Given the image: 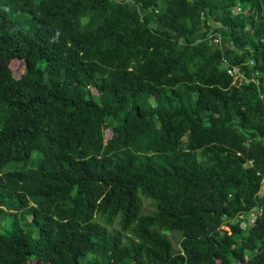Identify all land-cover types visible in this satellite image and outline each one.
<instances>
[{
	"label": "trees",
	"instance_id": "trees-1",
	"mask_svg": "<svg viewBox=\"0 0 264 264\" xmlns=\"http://www.w3.org/2000/svg\"><path fill=\"white\" fill-rule=\"evenodd\" d=\"M263 185L264 0H0V264H264Z\"/></svg>",
	"mask_w": 264,
	"mask_h": 264
},
{
	"label": "rangeland",
	"instance_id": "rangeland-1",
	"mask_svg": "<svg viewBox=\"0 0 264 264\" xmlns=\"http://www.w3.org/2000/svg\"><path fill=\"white\" fill-rule=\"evenodd\" d=\"M211 23H212V25H214V22H213L212 20H211ZM12 66H13V68H14V70H15V73H17V74H22V73L24 72V67H23L22 62L13 61V62H12ZM95 92H96V91H95ZM110 136H111L110 132L107 131V132H106V139L110 138ZM262 193L264 194V185H263V187H262ZM150 205H151L150 202H148V201L145 202V204H144V209H146V210L151 209V206H150ZM171 237L174 238L173 235H171ZM31 264H36V262H32ZM250 264H251V263H250Z\"/></svg>",
	"mask_w": 264,
	"mask_h": 264
},
{
	"label": "built area",
	"instance_id": "built-area-1",
	"mask_svg": "<svg viewBox=\"0 0 264 264\" xmlns=\"http://www.w3.org/2000/svg\"><path fill=\"white\" fill-rule=\"evenodd\" d=\"M117 1H122V0H117ZM195 1H196V0H191V2H193V3H194ZM215 41L218 42L219 39H216ZM230 74H232V75L235 77V79H238L239 77L242 76L241 70H240V68H238V67H234L232 70H230ZM247 216H248V217H251V218L256 217V211H255V210H252L251 212H249V213L247 214Z\"/></svg>",
	"mask_w": 264,
	"mask_h": 264
}]
</instances>
